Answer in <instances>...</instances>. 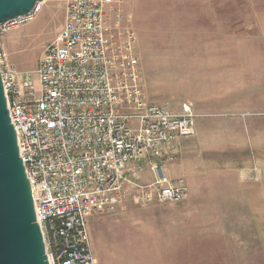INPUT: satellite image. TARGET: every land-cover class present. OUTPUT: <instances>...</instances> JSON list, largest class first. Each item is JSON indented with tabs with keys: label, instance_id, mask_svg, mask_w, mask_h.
<instances>
[{
	"label": "built area",
	"instance_id": "obj_1",
	"mask_svg": "<svg viewBox=\"0 0 264 264\" xmlns=\"http://www.w3.org/2000/svg\"><path fill=\"white\" fill-rule=\"evenodd\" d=\"M123 2L64 0L63 27L35 70H19L0 41L10 116L50 264H98L87 217L127 195L141 204L189 195L185 178L169 176L167 165L201 114L191 101L175 109L149 100ZM35 12L0 25V36ZM146 170L153 180L141 183ZM247 173L260 179L255 167Z\"/></svg>",
	"mask_w": 264,
	"mask_h": 264
},
{
	"label": "crops",
	"instance_id": "obj_2",
	"mask_svg": "<svg viewBox=\"0 0 264 264\" xmlns=\"http://www.w3.org/2000/svg\"><path fill=\"white\" fill-rule=\"evenodd\" d=\"M123 8L138 31L136 51L150 30H190L172 58L208 62L206 76L221 80L219 92L209 86L194 97L196 132L179 139L167 171L185 178L190 195L210 190L226 208L171 215L169 260L117 264H264V0H124ZM253 167L259 180L247 173Z\"/></svg>",
	"mask_w": 264,
	"mask_h": 264
},
{
	"label": "rangeland",
	"instance_id": "obj_3",
	"mask_svg": "<svg viewBox=\"0 0 264 264\" xmlns=\"http://www.w3.org/2000/svg\"><path fill=\"white\" fill-rule=\"evenodd\" d=\"M64 16V0H43L40 9L31 19L4 33L5 44L2 45L9 60L19 70H35L45 48L62 29ZM135 30L138 39V31ZM141 31L145 32L144 29ZM186 31L190 30H174L173 34L172 30H150L153 35L143 39L146 43L140 42L137 54L140 59L141 79L150 101L177 108L184 101L193 102L194 97H201L209 86L216 92L223 89L220 87L221 80L213 82L206 76L204 70L209 72L205 67L208 62L172 58L176 49L185 50V44L178 43L187 40ZM234 31L226 29L225 36L232 39ZM211 33L214 36L217 30H209L208 36ZM155 35L157 36L154 37ZM34 79L36 88H39L37 74ZM153 177V173L146 170L142 172L139 181L151 182ZM205 191L208 196L210 190ZM200 194L201 192L198 195L189 194L178 203L154 200L147 204L136 202L130 194L112 210L89 214L87 222L98 264L169 260L170 221L167 219L171 215L219 212L226 208L216 204L217 199ZM159 244H162V250L158 247ZM157 248L159 252H155Z\"/></svg>",
	"mask_w": 264,
	"mask_h": 264
},
{
	"label": "water",
	"instance_id": "obj_4",
	"mask_svg": "<svg viewBox=\"0 0 264 264\" xmlns=\"http://www.w3.org/2000/svg\"><path fill=\"white\" fill-rule=\"evenodd\" d=\"M42 1L0 0V25L33 14ZM0 264H50L1 70Z\"/></svg>",
	"mask_w": 264,
	"mask_h": 264
}]
</instances>
